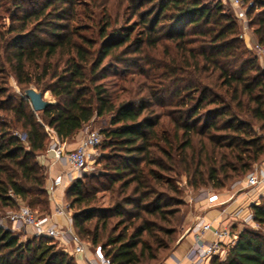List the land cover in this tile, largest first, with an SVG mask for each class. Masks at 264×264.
Masks as SVG:
<instances>
[{"label": "trees", "instance_id": "16d2710c", "mask_svg": "<svg viewBox=\"0 0 264 264\" xmlns=\"http://www.w3.org/2000/svg\"><path fill=\"white\" fill-rule=\"evenodd\" d=\"M242 1L249 5L253 36L264 45V0ZM125 2L137 18V35L135 27L118 26L108 16L98 42L77 35L74 0H0V17L8 19L0 22V76L9 71L25 91L50 90L56 100L35 111L25 93L15 96L8 79H0V214L21 204L49 214L47 168L38 160L52 142L48 129L65 141L94 117L109 116L103 130L109 172L93 177L94 184L81 178L70 184L72 227L112 264H142L158 260L156 252L166 247L155 230L176 232L145 217L171 223L178 211L163 188L178 192L172 176L186 175L193 188L218 190L264 161V65L240 38L235 12L220 1ZM160 47L164 55L157 62L149 55ZM124 56L134 58L128 66L142 59L153 69L165 67L160 88L136 99L108 86L105 61L120 63ZM130 186V194L119 197ZM101 188L115 193V201L107 209L90 207ZM133 206L137 211L127 209ZM252 211L260 230L244 228L208 264H264V202ZM114 216L128 225L103 242L99 223L105 230ZM0 264L78 263L51 239L22 241L2 225Z\"/></svg>", "mask_w": 264, "mask_h": 264}, {"label": "rangeland", "instance_id": "374dc122", "mask_svg": "<svg viewBox=\"0 0 264 264\" xmlns=\"http://www.w3.org/2000/svg\"><path fill=\"white\" fill-rule=\"evenodd\" d=\"M74 1H75L74 3L75 6L73 7V12H74L75 17H74L73 23H74V26L78 27L77 35L79 37H87L89 39H93V40L95 39V41H98L99 40V27L102 25L103 21H105L106 17L108 16L113 21L116 20L117 21L116 23L118 26L131 25V27H135L134 28L135 30L133 32V37L137 35L140 29L134 23V21H136L137 18L133 16L131 11L127 7V2H125V0H74ZM203 1L206 3L207 2L216 3L220 1L224 5L225 9L234 11L232 6L225 0H203ZM0 22L8 23L7 16L5 17L4 15H1ZM78 39L80 40V38ZM248 46L251 52L253 53V55H257V53H255V50L252 49L250 45ZM163 48L164 47H160L157 50L150 51L149 56L158 62L159 60L162 59L164 55ZM257 57H258L259 63L264 65V58H261L258 55ZM124 58L127 59V57L125 56ZM133 59L134 58H128L127 60H122V62L120 63H117V62L108 63L107 61H105L104 68L109 73L108 76L105 78V81H106V84L110 86L112 89H118V90L123 89L124 91H122V95L127 96L128 94H130L129 95L130 97L140 99L148 91L153 92V90H157L160 88V83H161L160 81L162 79H166L165 77H163L166 69L163 66L162 67L154 66L156 69H153L152 67H149L147 64H144L145 62L142 59H138V63H139L138 65L132 64L131 66H128L127 63L133 61ZM165 65H168V62H165ZM0 79H8V86L12 94H14L15 96L24 95L25 93L24 88H22L21 86L17 84L11 72L6 71L5 74H3V76H0ZM40 91L45 93V99L49 100L52 103L56 102L50 90L40 89ZM109 119H110L109 116L106 118L94 117L93 120L83 128V130L86 131L85 134L87 133V131L96 130V131H99L102 135V140L100 144L94 149V154L92 158L88 160L85 169H83L77 177V178L84 179L85 182H91V184L96 183V180L93 177L97 176L99 179L100 175H103L109 172V170L106 168V163L109 162V159H107V155L110 153V149L105 146L104 136H103V130L110 126ZM255 129H258V126H255ZM48 132H49V137H50L49 141L56 140V136L54 132L50 129H48ZM259 134L262 135L261 132H259ZM169 175H172V174H169ZM247 175L245 177H247ZM172 177L174 179V183L178 187V192H172L169 190H165L166 188H163L166 193H169L171 195L170 201H172L171 202L172 207L176 209V211H178L175 216H173L172 218H169L171 220V223H168L166 221H161L159 220L157 216L154 217V216L145 214L146 218H148L151 221L157 222L158 225H160L162 228L164 229L173 228L176 231L174 235L168 236L166 232H164L163 230H158V229L155 230L156 235L159 237V239H161L164 242V245H166V247H163L158 252H156V255L159 261L168 255L169 250L174 245V241L175 240L177 241V239L180 237L182 228L181 226L179 227V223L181 220H183L184 222L187 210H189V207H191V205L194 203L195 198L198 197L199 193L202 190L211 188L209 184H207L206 186L202 188H193L191 185H189L187 176L183 174H179L178 176H172ZM245 177H241V178L238 177V179L228 182L223 189H228L230 187L235 186L236 184L241 185L238 182L244 179ZM100 181L105 184L110 183L109 180H107V178L105 177H102ZM118 185L119 183L115 184L114 188L117 189ZM68 187L65 188L64 200L70 203L71 199L68 198V194H67ZM131 189H132V186L128 188L125 194H121L119 197H124L125 195L130 194ZM159 189L161 190L162 188L160 187ZM223 189H218V190H223ZM213 190L217 191V189H213ZM116 197L117 195L111 192V190H106L104 188H101L95 194V197H94L95 200L90 205V207L98 208V209H107L113 204ZM263 202H264V197H261L260 202H258L257 205ZM33 209L36 212L38 211L37 214L40 213L39 207H36ZM127 209H130L132 212H134V210H136V207L134 206L127 207ZM10 211H13V210H7L2 216L0 214V222L4 223V227L7 229H10L15 235L19 237L20 240L27 241L29 239H33L36 236L39 238H48V239H51L53 243H55L57 248L66 251V248H68V246L64 247L60 238L48 237V236L41 237V235H38L29 226H25V225L24 226L22 225L14 226L10 222V220L7 218L8 213ZM75 211L76 210L73 208L72 215L73 213H75ZM250 213L253 214L252 209L249 212V214ZM40 214H44V213H40ZM249 214H247L246 216H249ZM72 215H71V221H72ZM250 221H251L250 223H247L244 220L240 221L242 223H238V224H242V225H236L237 227L236 232L239 233L244 228H252V229L260 230V226L256 221L254 220L253 221L250 220ZM95 222H96V218L93 219L92 223L90 224L91 226L90 229L93 228ZM124 225H128V224L127 223L123 224V220H121L117 216L110 218L108 226L105 230H103L102 228L103 224L102 222H100L99 223V233L101 234V236L104 237L103 242L106 241L105 237L112 236V235L115 236L118 233H120ZM64 228L67 229L66 226H64ZM72 229L74 231L73 227ZM79 236L81 237V240L86 244V247L88 250H90V252H93L94 249L99 247V246H94L93 244H91V242L89 241L90 238H88L84 234H80ZM143 238H146V234L143 235ZM236 239L234 240V242L236 241ZM68 253L75 258V254H74L75 252L73 253L68 252ZM158 260L156 261L148 260L147 258L146 261H144L142 264H156L157 262H159Z\"/></svg>", "mask_w": 264, "mask_h": 264}, {"label": "built area", "instance_id": "2783aa9c", "mask_svg": "<svg viewBox=\"0 0 264 264\" xmlns=\"http://www.w3.org/2000/svg\"><path fill=\"white\" fill-rule=\"evenodd\" d=\"M225 1L232 6L240 24V38L244 39L255 50L258 56L264 58V45L255 40L249 26L247 18L249 5H245L242 0ZM18 135L22 140H25L24 135ZM101 140L102 135L96 130L87 131L78 145L71 150H65L57 146V140H55V143L52 144V149L56 153L55 163H58L62 167V170L59 175L49 179L48 192L55 204L54 212L47 215H38L29 206L21 204L18 209L10 211L7 217L14 226H29L41 236L61 238L65 233L69 234L75 244L74 252L77 254H85L87 257L86 264H112V262L110 258L104 255L100 246L94 249L93 252H90L91 255L88 256L86 244L72 229V208L70 207V203L66 202L63 197L56 196L55 191L60 187L67 188L78 177L79 173L85 169L88 160L92 158L94 149L100 144ZM238 183L244 184L243 188L264 186V168H261L260 164L255 165L247 177ZM214 198V195L209 196V201H213ZM54 215L67 219L69 223L67 229L58 226L53 219ZM250 220H254V214L252 213L244 217L245 222L250 223ZM2 225L4 226V223L0 222V226ZM193 230H195V241L187 254L191 264H208L214 255L225 252L224 242L226 240L229 243H233L237 238V234L233 232L232 227L214 226L212 223L204 222L200 218L195 221ZM205 232H212L216 239L212 241L204 240L203 234Z\"/></svg>", "mask_w": 264, "mask_h": 264}, {"label": "crops", "instance_id": "0c3cea01", "mask_svg": "<svg viewBox=\"0 0 264 264\" xmlns=\"http://www.w3.org/2000/svg\"><path fill=\"white\" fill-rule=\"evenodd\" d=\"M85 132L86 131L82 129L65 141H60L56 137V144L65 150L74 149L85 136ZM54 141L55 140H52L46 152L38 158L39 162L47 168V187L49 185V179L59 175L62 168L58 163H55L56 153L55 150L52 149V144L55 143ZM260 166L264 168V161L260 163ZM243 185H235L228 189L217 191L211 188L202 190L198 197L195 198L191 207H189V210H187L184 222L181 225L182 231L175 247L170 254L158 264H191L187 254L195 241V230H193V226L198 218L202 219L204 222H210L214 226H230L233 232L237 233L236 225H242L238 223H242L240 221L244 220V217L249 214L252 205L260 202L261 197H264V186L243 188ZM55 194L56 196L64 198L65 188H57ZM212 195H214L215 198L213 201H209V196ZM50 200V213H53L55 204L52 198H50ZM53 219L59 227L63 229H65L64 226L68 227L69 223L66 218L54 215ZM203 238L206 241L216 239L212 232H205ZM60 240L64 247L68 246V248H66L67 252H74L75 244L70 235L65 233ZM224 243L227 245L229 241L226 240ZM74 254L78 264H86L87 257L85 254ZM87 254H89L88 256L91 255L90 250H88ZM224 254L225 252L223 255Z\"/></svg>", "mask_w": 264, "mask_h": 264}, {"label": "water", "instance_id": "95a60500", "mask_svg": "<svg viewBox=\"0 0 264 264\" xmlns=\"http://www.w3.org/2000/svg\"><path fill=\"white\" fill-rule=\"evenodd\" d=\"M26 96L29 98L35 111L45 109L50 103L49 100L45 99V93L38 92L32 88L25 91Z\"/></svg>", "mask_w": 264, "mask_h": 264}]
</instances>
